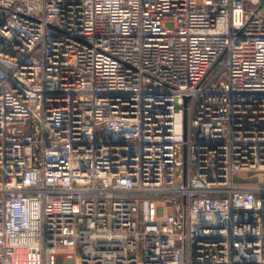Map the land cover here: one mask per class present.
I'll return each mask as SVG.
<instances>
[{"label": "built area", "instance_id": "1", "mask_svg": "<svg viewBox=\"0 0 264 264\" xmlns=\"http://www.w3.org/2000/svg\"><path fill=\"white\" fill-rule=\"evenodd\" d=\"M257 3L0 0V264H264Z\"/></svg>", "mask_w": 264, "mask_h": 264}, {"label": "rangeland", "instance_id": "2", "mask_svg": "<svg viewBox=\"0 0 264 264\" xmlns=\"http://www.w3.org/2000/svg\"><path fill=\"white\" fill-rule=\"evenodd\" d=\"M198 1V0H196ZM181 130H182V123H181V115L179 113H174L173 115V132L175 134V137H180L181 135ZM238 174V177L237 179H239V177L243 178L242 180L245 181V182H249L250 180H252L254 177H255V174H251V173H248L247 175L245 174H242L240 175ZM241 180V179H239ZM180 204V202H179Z\"/></svg>", "mask_w": 264, "mask_h": 264}, {"label": "water", "instance_id": "3", "mask_svg": "<svg viewBox=\"0 0 264 264\" xmlns=\"http://www.w3.org/2000/svg\"><path fill=\"white\" fill-rule=\"evenodd\" d=\"M264 7V0H258L257 8H263Z\"/></svg>", "mask_w": 264, "mask_h": 264}]
</instances>
